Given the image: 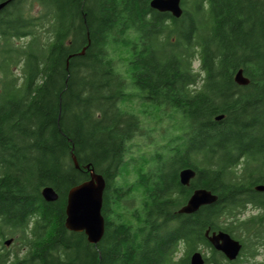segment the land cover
<instances>
[{
	"label": "trees",
	"instance_id": "16d2710c",
	"mask_svg": "<svg viewBox=\"0 0 264 264\" xmlns=\"http://www.w3.org/2000/svg\"><path fill=\"white\" fill-rule=\"evenodd\" d=\"M3 1L0 264H189L207 228L245 248L233 261L211 249L209 264L253 257L264 244V191L253 189L264 184V0H181L178 18L150 0ZM132 94L161 113L151 127L121 107ZM135 139L147 157L125 184ZM86 165L105 180L96 244L64 226ZM47 185L56 200L43 199ZM198 187L217 200L176 213ZM247 204L261 213L240 220Z\"/></svg>",
	"mask_w": 264,
	"mask_h": 264
},
{
	"label": "water",
	"instance_id": "95a60500",
	"mask_svg": "<svg viewBox=\"0 0 264 264\" xmlns=\"http://www.w3.org/2000/svg\"><path fill=\"white\" fill-rule=\"evenodd\" d=\"M8 1L0 3V9ZM149 6L160 12H169L173 17H180L182 14L181 0H150ZM234 80L245 85L249 80L243 75L242 69H238L234 74ZM221 116H218L219 119ZM74 164L78 167L75 157H72ZM90 177L71 187L67 192L65 205L64 226L66 229L75 232H84L88 242L96 244L104 233V217L101 212L103 191L105 188V180L103 176L90 168ZM195 171L190 167L180 169L178 173L179 182L188 186L190 180L194 177ZM254 189L264 191V184H256ZM41 195L45 201H54L58 194L51 186H44L41 189ZM217 200V195L211 190L203 187L193 189L186 202L180 206L176 213H193L203 205H209ZM210 229L204 231V236L214 246L215 249L224 253L227 259L233 260L238 255L241 244L224 230H214L209 235ZM11 238L4 240V244L11 243ZM204 260L199 250H194L189 256V264H203Z\"/></svg>",
	"mask_w": 264,
	"mask_h": 264
},
{
	"label": "rangeland",
	"instance_id": "374dc122",
	"mask_svg": "<svg viewBox=\"0 0 264 264\" xmlns=\"http://www.w3.org/2000/svg\"><path fill=\"white\" fill-rule=\"evenodd\" d=\"M111 53L115 58H121L126 56V50L123 49L120 46H114L111 49ZM194 66L197 68V62L194 63ZM121 107L129 110L131 112L139 114L142 119L146 122L145 125L148 127H151L155 121H157L161 113L158 110L151 109V106L148 105V103L142 101L136 94L129 95L126 99L122 100L120 103ZM136 139L131 142L129 146V151L126 154V161L123 163L120 169V175H119V181L122 183H130L134 180L135 176V169L138 165L142 164L145 159H146V154H142V152H139L140 154H135L133 152L134 149H136L135 142ZM137 151H140L137 149ZM246 213L250 212H255V209L252 207L248 206L246 207ZM10 243L8 245H5V249H9L10 252H14L18 246L17 242ZM1 245V244H0ZM199 247V245H198ZM257 247V246H256ZM257 255H255L251 260L253 261L252 263H257V264H263L264 262V247L261 245H258L256 248ZM181 253V252H180ZM244 264H249V263H244Z\"/></svg>",
	"mask_w": 264,
	"mask_h": 264
},
{
	"label": "flooded vegetation",
	"instance_id": "af4514ba",
	"mask_svg": "<svg viewBox=\"0 0 264 264\" xmlns=\"http://www.w3.org/2000/svg\"><path fill=\"white\" fill-rule=\"evenodd\" d=\"M254 189V188H253ZM255 191H257L256 189H254ZM248 206H250V207H252L253 209H255V212H250V213H246L247 211H246V207H248ZM245 208H244V211H241L240 213H238L237 215H238V217H240V220H245V219H248V218H251V217H253V216H257V215H259L261 212H260V209L259 208H257V207H255V206H253V205H251V204H247V206H246ZM217 230H222V229H216V231ZM212 231H214V230H210L209 231V235L211 234V232ZM225 231V230H224ZM225 232H227V231H225ZM227 233H229V232H227ZM230 234V233H229ZM234 239H237L239 242H240V244H241V248H240V251H239V253H238V255L236 256V258L235 259H233V260H236L237 258H238V256H240L241 254H243V253H241L243 250L245 251V248H244V244L242 243V241H240V239H238V238H236V237H234L232 234H230ZM204 238H205V241H207V243L209 244V247L208 246H206V245H204V244H199V247L197 248L198 250H199V252L202 254V257H203V260H204V263L203 264H209V262L207 261L208 259H209V257H210V255H211V252H212V250L211 249H213V250H215L216 252H218V253H221L224 257H225V259H227L226 258V256L224 255V253L222 252V251H220V250H217V249H215L214 248V246L209 242V240L204 236ZM12 240H13V238H11ZM5 240V239H4ZM3 240V241H4ZM12 240H11V242H12ZM258 245H261L262 247H264V244H262V243H256V245H254V252H255V254H254V256L255 255H257V251L258 250H256V248L258 247ZM257 246V247H256ZM253 256V257H254ZM253 257H250L249 259H247L248 261H246L245 263H249V264H253L252 262V260H251V258H253ZM228 261H233V260H229V259H227ZM254 264H257V263H254ZM261 264V263H260ZM263 264H264V262H263Z\"/></svg>",
	"mask_w": 264,
	"mask_h": 264
},
{
	"label": "bare ground",
	"instance_id": "6f19581e",
	"mask_svg": "<svg viewBox=\"0 0 264 264\" xmlns=\"http://www.w3.org/2000/svg\"><path fill=\"white\" fill-rule=\"evenodd\" d=\"M65 217H66V214H65Z\"/></svg>",
	"mask_w": 264,
	"mask_h": 264
}]
</instances>
